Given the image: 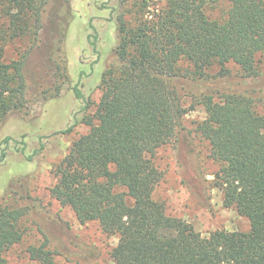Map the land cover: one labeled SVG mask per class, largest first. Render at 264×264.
<instances>
[{
	"label": "trees",
	"instance_id": "obj_1",
	"mask_svg": "<svg viewBox=\"0 0 264 264\" xmlns=\"http://www.w3.org/2000/svg\"><path fill=\"white\" fill-rule=\"evenodd\" d=\"M71 1L0 0V135L8 117L25 106L32 58L42 65L34 85L47 97L61 95L63 68L54 55L66 53L76 19ZM160 1L97 0L109 11L107 21L115 22L117 40L93 113L89 95L71 86L80 108L72 124L54 133L71 132L78 123L89 129L54 165L50 194L81 224L96 221L118 238L110 252L113 264H264V114L251 89L233 84L228 67L237 66L239 85L259 75L264 0ZM224 3L221 14L210 11ZM92 33L89 38L97 40L99 34ZM27 35L30 46L5 60L6 46ZM196 88L198 94L191 91ZM184 91L194 99L189 106ZM198 104L206 116L197 131L218 164L214 185L223 193V205L249 220L248 231L218 229L204 236L154 197L163 177L155 152L175 138L184 115ZM12 140L0 136V161ZM24 144L18 148L22 153ZM7 190L18 194L14 185ZM25 213L26 207L0 202V264H10L6 250L23 239ZM47 245L46 238L28 251L39 264H56Z\"/></svg>",
	"mask_w": 264,
	"mask_h": 264
},
{
	"label": "rangeland",
	"instance_id": "obj_2",
	"mask_svg": "<svg viewBox=\"0 0 264 264\" xmlns=\"http://www.w3.org/2000/svg\"><path fill=\"white\" fill-rule=\"evenodd\" d=\"M71 2L76 19L68 31L66 53L59 50L54 55L63 68L61 95L47 97L41 87L34 85V74L42 65L41 59L32 58L22 113L12 114L1 127L0 136L10 135L13 140L6 147L7 156L0 161V202L26 207L22 217L23 239L5 252L10 264H39L28 248L41 245L46 238L56 264H113L110 252L118 238L105 234L96 221L81 224L69 206H62L50 194V187L56 182L54 165L67 154L72 141L89 129L86 124L78 123L71 132L54 133L72 124V114L80 108L71 86L77 85L89 95L92 106L88 113H93L94 104L101 96L98 83L117 40L115 22L107 21L109 11L96 5L97 0ZM164 3L165 0L159 2ZM226 9L227 3H224L210 11L217 16ZM94 31L99 34L97 40L89 38V32ZM31 41L27 35L7 45L5 60L18 58ZM228 67L233 84L251 89L257 98V111L264 114V53L258 56L259 75L241 85L237 66L230 63ZM200 90L191 91L198 94ZM184 93L185 104L189 106L194 99L188 91ZM205 116L204 106L198 104L184 115L175 138L156 150L153 159L163 177L154 190V197L165 203L168 214L192 223L204 236L218 229L248 231L249 220L236 209L225 207L223 193L214 185L218 164L210 155L209 141L197 131L198 123ZM23 144L25 153L18 150ZM37 149L39 152L35 154ZM29 156H33L32 160H28ZM11 185L18 194L7 193Z\"/></svg>",
	"mask_w": 264,
	"mask_h": 264
}]
</instances>
